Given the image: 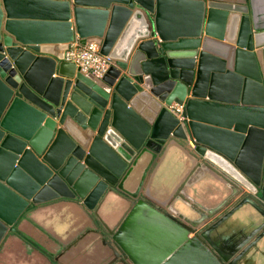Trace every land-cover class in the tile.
Returning <instances> with one entry per match:
<instances>
[{
    "label": "water",
    "instance_id": "95a60500",
    "mask_svg": "<svg viewBox=\"0 0 264 264\" xmlns=\"http://www.w3.org/2000/svg\"><path fill=\"white\" fill-rule=\"evenodd\" d=\"M74 40L112 60L100 78L64 59ZM157 182L162 207L140 193ZM60 199L131 264H227L210 235L264 217V0H0V246Z\"/></svg>",
    "mask_w": 264,
    "mask_h": 264
},
{
    "label": "crops",
    "instance_id": "0c3cea01",
    "mask_svg": "<svg viewBox=\"0 0 264 264\" xmlns=\"http://www.w3.org/2000/svg\"><path fill=\"white\" fill-rule=\"evenodd\" d=\"M166 190L164 183L157 182L153 186L147 184L140 193L151 203L162 207V202L167 205L171 198ZM208 193H211V190ZM127 205L122 197L109 195L97 212L100 219L112 228L127 210ZM244 208L254 211L250 205ZM244 213L238 212L239 216L235 215L236 219L231 226L225 228L226 230L217 229L213 233L214 236L207 240L213 251L227 264L236 261L242 245L264 229L263 216L248 223H241ZM240 226L243 228L239 229ZM16 228L23 237L16 232L7 233L0 246V264L113 263L110 261L113 252L104 243L101 235L102 233L108 238L107 232L93 213L76 200L60 199L38 205L24 214ZM262 262L264 263V259Z\"/></svg>",
    "mask_w": 264,
    "mask_h": 264
},
{
    "label": "built area",
    "instance_id": "2783aa9c",
    "mask_svg": "<svg viewBox=\"0 0 264 264\" xmlns=\"http://www.w3.org/2000/svg\"><path fill=\"white\" fill-rule=\"evenodd\" d=\"M64 59L75 63L81 72L85 74L91 73L99 78L106 72L112 62L108 56L100 53V46L98 44L91 42L82 45L77 40L69 43L64 54ZM168 109L179 119L185 117L183 115L184 109L180 105L172 104Z\"/></svg>",
    "mask_w": 264,
    "mask_h": 264
},
{
    "label": "flooded vegetation",
    "instance_id": "af4514ba",
    "mask_svg": "<svg viewBox=\"0 0 264 264\" xmlns=\"http://www.w3.org/2000/svg\"><path fill=\"white\" fill-rule=\"evenodd\" d=\"M214 236L213 233L210 235V237ZM205 238V235H204ZM209 240V239H208ZM115 252L119 255H115L114 251L112 256L110 257V261H113L112 264H131L125 257L124 255L115 247ZM256 254V258L258 255L260 256L256 260L253 258L254 255ZM264 259V246H261L259 250H255L253 254L247 257L245 260H236V264H264L262 260ZM109 261V262H110Z\"/></svg>",
    "mask_w": 264,
    "mask_h": 264
},
{
    "label": "rangeland",
    "instance_id": "374dc122",
    "mask_svg": "<svg viewBox=\"0 0 264 264\" xmlns=\"http://www.w3.org/2000/svg\"><path fill=\"white\" fill-rule=\"evenodd\" d=\"M240 228H243V226H240L239 229H240ZM47 231H48V230H47ZM225 242H226V241H225ZM230 242H231V241H229V243H230ZM226 243H228V242H226ZM231 243H232V242H231ZM48 247H49V246H48ZM48 247H47V249H49ZM48 251H49L50 253H54V251H51V250H48ZM259 257H260V256L258 255L257 258H259ZM253 258H254L255 260L257 259V258H256V254L254 255Z\"/></svg>",
    "mask_w": 264,
    "mask_h": 264
},
{
    "label": "trees",
    "instance_id": "16d2710c",
    "mask_svg": "<svg viewBox=\"0 0 264 264\" xmlns=\"http://www.w3.org/2000/svg\"><path fill=\"white\" fill-rule=\"evenodd\" d=\"M16 233H18L19 235H21L19 232H16ZM22 236V235H21ZM23 237V236H22Z\"/></svg>",
    "mask_w": 264,
    "mask_h": 264
}]
</instances>
